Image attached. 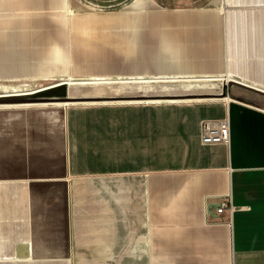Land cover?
Instances as JSON below:
<instances>
[{
	"label": "crops",
	"instance_id": "obj_1",
	"mask_svg": "<svg viewBox=\"0 0 264 264\" xmlns=\"http://www.w3.org/2000/svg\"><path fill=\"white\" fill-rule=\"evenodd\" d=\"M0 2L11 73L0 95L87 85L75 96L105 98L0 105V264H264V0L153 15L137 0L110 19L73 0ZM37 6L48 15L28 21ZM105 24L144 26L134 39L149 46L120 50L119 76L72 67L110 57L93 45ZM226 82V97L170 98ZM223 117L230 142L204 145L202 122Z\"/></svg>",
	"mask_w": 264,
	"mask_h": 264
},
{
	"label": "rangeland",
	"instance_id": "obj_2",
	"mask_svg": "<svg viewBox=\"0 0 264 264\" xmlns=\"http://www.w3.org/2000/svg\"><path fill=\"white\" fill-rule=\"evenodd\" d=\"M77 8L83 12L94 13L95 15H100L104 18L110 19L111 16H114L116 13L121 12V10L125 7H129L137 0H90V4H86L85 0H73ZM145 3L147 12L146 15H153V13L160 10H178V11H208L213 9V5L216 4L218 0H142ZM47 9L44 6H37V8L27 7V14L25 17L28 18V21H31L32 18H36L37 20L40 17L48 15L45 11ZM143 13V15H145ZM142 15V16H143ZM144 18V16H143ZM144 26L133 27V31L130 32H121V29L114 24H105L98 25L93 28V35L99 36L102 40L100 43L93 44L95 47V51H102L104 54L106 52L110 53V57H105L101 60L97 58L90 59L89 63H81L83 61H79L80 65L77 61L72 62V67L74 68H83V67H91L92 65L98 66V62H103L102 65L107 67L109 66L112 69V76H119L121 73L119 67L123 66L121 63V59L118 57L119 51L122 49H126V51L133 50L135 45L138 43L139 46H149L148 39H142L135 41L134 34H137L139 31L147 30L143 28ZM134 32V34H133ZM92 62L94 64H92ZM97 63V64H95ZM73 68V69H74ZM194 84L193 85H190ZM201 83L199 81H189L188 82V90L192 92H196V89H200L195 86V84ZM203 84L205 82L203 81ZM113 91L116 92L117 88H119V84H112ZM146 91L152 92V90L160 89L161 87L156 86L158 88L152 89V85L145 84ZM180 83L172 82L170 86L177 90L180 88ZM79 91H76V89ZM74 89L68 94L65 95H89L92 94L86 91L88 88L87 85H77ZM81 89V90H80ZM84 89V90H83ZM162 89V88H161ZM11 90V73H10V57H9V41H8V24H7V8L6 2H0V93L1 91H10ZM119 90V89H118ZM206 91V90H205ZM203 91V92H205Z\"/></svg>",
	"mask_w": 264,
	"mask_h": 264
},
{
	"label": "water",
	"instance_id": "obj_3",
	"mask_svg": "<svg viewBox=\"0 0 264 264\" xmlns=\"http://www.w3.org/2000/svg\"><path fill=\"white\" fill-rule=\"evenodd\" d=\"M234 82H226L223 86L222 92L220 94L217 93H205V94H189L185 96H173L170 97L178 98V99H205V98H222L228 95V90ZM254 90V89H253ZM141 99H146L147 97H140ZM139 98V99H140ZM92 100H105V98H96V97H83V96H60L59 98L55 97H27V98H20V97H0V105H11L12 103H43V102H64V103H76V102H90Z\"/></svg>",
	"mask_w": 264,
	"mask_h": 264
},
{
	"label": "built area",
	"instance_id": "obj_4",
	"mask_svg": "<svg viewBox=\"0 0 264 264\" xmlns=\"http://www.w3.org/2000/svg\"><path fill=\"white\" fill-rule=\"evenodd\" d=\"M201 141L204 145H223L228 144L231 138L229 117L222 119H206L200 126ZM226 208L232 210L230 203H223L219 208V213H224Z\"/></svg>",
	"mask_w": 264,
	"mask_h": 264
},
{
	"label": "bare ground",
	"instance_id": "obj_5",
	"mask_svg": "<svg viewBox=\"0 0 264 264\" xmlns=\"http://www.w3.org/2000/svg\"><path fill=\"white\" fill-rule=\"evenodd\" d=\"M141 5H142V3L137 2V4H135L133 8L140 7ZM165 11H169V10H165ZM0 97L11 98L12 97V94H10V95H0Z\"/></svg>",
	"mask_w": 264,
	"mask_h": 264
},
{
	"label": "trees",
	"instance_id": "obj_6",
	"mask_svg": "<svg viewBox=\"0 0 264 264\" xmlns=\"http://www.w3.org/2000/svg\"><path fill=\"white\" fill-rule=\"evenodd\" d=\"M86 4H90L91 1L90 0H85Z\"/></svg>",
	"mask_w": 264,
	"mask_h": 264
}]
</instances>
